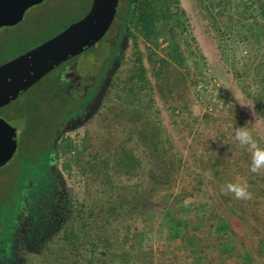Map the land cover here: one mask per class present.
<instances>
[{"label":"rangeland","instance_id":"obj_1","mask_svg":"<svg viewBox=\"0 0 264 264\" xmlns=\"http://www.w3.org/2000/svg\"><path fill=\"white\" fill-rule=\"evenodd\" d=\"M236 1L181 0L189 23L183 50L193 55L184 68L178 69L181 75L170 81L157 82L150 63L151 56L154 60L156 56L167 58L169 43L165 38L146 41L140 37L136 47L130 27L122 40L120 59L115 65L127 68L137 51L144 56L152 92L143 103V122L153 124L158 130L161 154L172 166V188H165L158 200L161 204L168 197L171 212L165 213L160 208L152 216L137 214L128 219L133 231L135 228L140 231L143 248L159 251V258L153 257L155 264H264V169L252 173L251 152L235 140V129L245 126L259 147L264 148V118L247 95L248 86L254 82L260 85V80L255 81L253 71L248 82L242 77L250 54L254 51L264 55V44L261 51H256L252 42L243 39L241 26L253 24L255 19L241 15ZM91 6L92 0H46L30 8L18 27L0 30V63L57 36L83 19ZM119 9L120 3L116 21L92 54L64 64L6 109H0V117L18 130L17 153L0 168L1 222L5 214L17 207L26 168L47 153L50 132L44 127L57 117L54 110L62 102L89 92L93 81V78L89 80L90 76L100 72L114 56L120 40ZM221 11L223 14L219 15ZM210 77L220 85L218 95L206 92ZM109 83L108 78L102 95L89 103L85 117L73 119L59 131L54 146L68 137L79 147L85 142L97 151L101 148L107 155L115 156L122 147L126 148L138 157V164L129 176L119 170L114 174L115 188L124 192L130 186L146 184L152 161L135 135L138 124L131 114L120 110L116 98L104 96ZM20 113L23 115L18 119ZM63 161L64 157L52 156L51 167L58 180L46 184L44 195L56 186L57 196L63 200L84 199L86 177L77 165L65 170ZM117 164V159H113L112 165ZM216 164L222 166L213 171ZM252 180H256V185ZM183 182H186L185 192ZM229 182L246 184L252 198L238 200L233 194H226L222 188ZM182 198H185L182 205L175 204ZM188 204L187 210L184 205ZM211 212L217 215V221L210 222ZM175 213L188 224L186 237L181 231L176 238L172 236L171 214ZM222 222L225 226L218 229ZM209 224L213 227L206 228ZM157 235L161 237L159 240ZM29 244H19L17 250L33 251ZM169 252L174 254L171 261ZM151 263L146 256L136 258L134 264Z\"/></svg>","mask_w":264,"mask_h":264},{"label":"trees","instance_id":"obj_2","mask_svg":"<svg viewBox=\"0 0 264 264\" xmlns=\"http://www.w3.org/2000/svg\"><path fill=\"white\" fill-rule=\"evenodd\" d=\"M218 1L222 2V0ZM119 3L117 26L121 37L125 36L128 28L132 27L134 32L131 35L136 47L140 37L146 41L165 38L169 43L167 58L156 56L154 60L153 56L150 57L156 81L162 83L164 80L170 81L177 74L181 75L178 69L184 68L189 56L193 55V53L186 54L183 50L182 42L187 41L189 23L181 0H119ZM236 8L244 17L255 19L253 24L241 26L243 39L252 42L254 50L261 51L264 44V0H237ZM222 14L223 11L219 12V15ZM97 45L64 64L78 62L81 56L92 54ZM121 50L122 45L119 43L114 56L105 67L94 76H90L89 80L93 78V81L89 92L84 91L82 97H74L72 100L62 102L54 110L57 117L44 127L50 132L47 153L26 168L21 178L17 207L5 214L3 222L0 221V248L11 251L12 240L14 241L16 229L19 227V216L22 215L23 209L31 206L36 200L35 192H39L40 197L45 196L53 155L56 159L64 157L65 170L70 171L73 165L79 167L86 177L84 199L72 202L63 200L60 196L55 197L52 193L49 194L50 192L46 193L49 203L45 209L47 218L43 219L44 224L29 244L33 251L25 248L17 250V257L12 264H134L136 258L146 256L150 257L151 264H155L153 257L159 258L158 250L150 251L143 248L140 231H137V228L133 231L128 219L137 214L144 217L152 216L155 214L154 211L160 208L165 213L170 211L168 197H165L164 202L162 199L161 204L158 200L165 188H172L173 180L170 177L172 166L161 154L158 130L153 124L143 122L145 116L143 103L152 92L144 56L137 51L131 65L124 69L121 66L118 68L115 64L120 59ZM252 71L255 81L260 80V85H255L254 82L253 85L248 86L247 95L253 101L259 115L264 118V55L260 56L254 51L250 54L242 74L245 81L248 82L252 78ZM108 78L110 83L104 96H113L120 110H126L131 114L132 119L139 125L135 127V135L143 145L144 153L152 161L149 169L150 177L146 184L130 186L124 192L115 188L113 176L118 172L117 170L129 176L138 164V157L126 148L122 147L115 156L107 155L101 148L97 151L94 146L85 142L79 147L68 137L62 138L58 145L54 146L59 131L71 118L77 115H82L81 118L85 117L87 105L98 95H102V89ZM149 101H152V98H149ZM22 115V113L17 114L18 119ZM113 159H117L118 164L115 166L112 165ZM217 166L222 165L216 164L212 170ZM185 183H182L184 192ZM251 183L256 185L257 182L252 180ZM184 200L179 199L175 204L182 205ZM184 207L188 210L190 204ZM211 214L213 219L210 222L217 221V215H214V212ZM171 217L174 224L172 236L176 238L181 231L186 237L188 224L186 225L184 219L176 213L174 216L171 214ZM224 226L222 222L218 224V229ZM212 227L213 225L209 224L206 228ZM157 238L159 240L161 237L157 235ZM200 242L203 243L202 240ZM168 254L171 261L174 254L172 252Z\"/></svg>","mask_w":264,"mask_h":264},{"label":"water","instance_id":"obj_3","mask_svg":"<svg viewBox=\"0 0 264 264\" xmlns=\"http://www.w3.org/2000/svg\"><path fill=\"white\" fill-rule=\"evenodd\" d=\"M46 0H0V29L21 23ZM119 0H93L89 13L38 47L0 65V109L10 105L65 62L89 51L110 30ZM18 150V130L0 117V168Z\"/></svg>","mask_w":264,"mask_h":264},{"label":"flooded vegetation","instance_id":"obj_4","mask_svg":"<svg viewBox=\"0 0 264 264\" xmlns=\"http://www.w3.org/2000/svg\"><path fill=\"white\" fill-rule=\"evenodd\" d=\"M22 23V22H21ZM21 23L14 27H5V28H16L18 27ZM119 29V26H118ZM1 30V29H0ZM120 32V31H119ZM120 35V33H119ZM124 36H119L120 40L119 43L122 44ZM15 59V58H13ZM11 59V60H13ZM9 60V61H11ZM8 61V62H9ZM7 63V62H6ZM89 105H87L86 112L88 111ZM82 116V115H81ZM80 115L75 116L74 118H71L67 123L72 121L75 118H80ZM66 123V124H67ZM51 180H58L57 177H55L54 172L52 170V167L50 169V173L47 176V181L50 182ZM53 191L50 192L49 194H53L55 197L57 196L56 193V186H52ZM34 197H36V200L32 203L31 206H26L23 211L22 215L19 216V227L16 229L15 235H14V241L12 240L14 246L11 248V251H6L0 248V264H11L14 262L16 259V252H17V246L20 244H29L31 243L34 239L35 236L37 235L36 233L38 230L42 227L44 224L43 219L47 215L45 214V209L46 206H48V196L45 195L44 197L39 196V192L34 193ZM44 200V202H43ZM51 213V211L49 212ZM51 218V217H50ZM23 219V222H22ZM8 252V253H7Z\"/></svg>","mask_w":264,"mask_h":264},{"label":"clouds","instance_id":"obj_5","mask_svg":"<svg viewBox=\"0 0 264 264\" xmlns=\"http://www.w3.org/2000/svg\"><path fill=\"white\" fill-rule=\"evenodd\" d=\"M235 140L238 141L240 146L247 147L251 152L250 171L252 173H258L261 169H264V148L259 147L251 131L245 126L236 128ZM222 191L226 194H233L238 200H250L252 198V194L248 191L246 184L229 182L222 188Z\"/></svg>","mask_w":264,"mask_h":264},{"label":"built area","instance_id":"obj_6","mask_svg":"<svg viewBox=\"0 0 264 264\" xmlns=\"http://www.w3.org/2000/svg\"><path fill=\"white\" fill-rule=\"evenodd\" d=\"M206 84H207L206 92L213 93L214 96L218 95L219 89H220V85L218 84L216 79L210 77Z\"/></svg>","mask_w":264,"mask_h":264}]
</instances>
